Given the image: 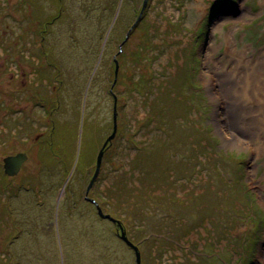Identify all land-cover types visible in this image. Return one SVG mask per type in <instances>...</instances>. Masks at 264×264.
<instances>
[{"label": "rangeland", "instance_id": "obj_1", "mask_svg": "<svg viewBox=\"0 0 264 264\" xmlns=\"http://www.w3.org/2000/svg\"><path fill=\"white\" fill-rule=\"evenodd\" d=\"M111 1L63 0L64 13L61 19L64 17V21L56 22L52 26V33L47 40L43 41L45 46L51 47L52 56L53 53L56 55L62 67L61 73L53 74V68H49V65L42 66L34 55L38 46L42 45L37 38L42 37V34L36 33L35 28L40 21H43V18L58 11L59 3L54 0H0V97L8 96L6 95L8 92L10 95L4 100L5 106L0 107L1 123H3L1 119L3 115L8 124L16 118H13L15 113L11 112L16 96L19 98L18 93H15L16 81L21 79L23 64L30 65L33 62L39 67H34L35 69L28 77L36 79H27V83L36 86L38 80L41 85L42 77L47 74L48 86L43 82V87L52 94L55 89L51 90V85L66 81V87L65 83L63 86L75 92L77 108L80 103L79 115L77 114L75 122L67 127L68 133L65 137L68 146L72 144V132L73 140L77 144L83 141V137H85L84 140H90L92 134L94 139H96L95 135L96 137L99 135L98 140L108 135L110 132L108 122L112 121L113 99L109 93L112 84L111 74L114 72L112 60L116 59L118 55L116 51L123 45L125 34L134 22L135 15L131 12V5L135 6V9L142 5L134 3L136 0H118L117 7L112 10L114 2ZM103 5L106 7L105 13H102ZM143 11L145 16L143 13L138 15L139 19L142 15L140 20L143 22L135 25L136 28L129 33L123 46L127 64L119 69L113 91L119 99L117 100L118 121L119 125L124 126L121 127L124 130L107 150L102 173H100L101 178L95 181L86 193L91 177L89 172L91 174L94 172L95 164L88 162L85 168L82 166V171L79 173L75 170L74 173L70 171L71 175L68 173L67 177H64L65 172L63 173V167L60 166L49 176L44 175L50 181L48 190L26 187L29 192L37 194V200L34 198L30 200L22 190L20 209L23 227L20 245L24 248L22 254H25V258H19L20 264H32L34 258L35 264L37 258L41 264H104V261L111 258L114 264H136L134 251L121 239L117 224L102 219L97 214L95 205L87 209L85 199L96 200L94 203L101 207L103 213L113 212L110 215L117 218H119L117 212L125 216L133 208L142 212V206L138 204L142 198H128L125 201V198L129 196L127 194L115 201V197L107 199L109 195L106 194L108 189H113L115 185L121 186V182V184L135 187L132 191L134 195H139L140 189L146 188L148 184H143L140 171L144 165H139L140 162L134 163L139 147L147 146L153 152L164 149L174 160L181 155L182 161L188 167L187 172L193 170L190 177L182 178L177 182L173 181L171 188L165 189L164 186L158 187L155 184H149V188H146V196L160 195L162 199L160 202H163L162 210L169 207L171 212H175L177 207L173 199L172 202L169 201V196L186 199L191 195L206 192V188L212 192L218 188L217 179L223 178L225 173L224 161L218 151L228 153L231 158L230 153L244 154L241 168L234 167L237 177H234L233 181H238V174L241 175L240 180L245 183L246 190L252 193L264 217V133L249 139V142L246 140L245 144L238 143L235 138L232 139L229 131L221 127L218 121V115H221L223 108L222 103L219 99L218 101L213 99L208 86L210 78H213L211 72L215 65L212 59L223 57L224 59L220 60L226 61V58L235 56L226 52V37L232 39V44L237 48H243L245 56L250 60L264 52V0H146ZM112 15L114 23L107 34ZM98 25L105 29V33L99 50L95 54L96 41L100 37ZM70 30L74 31L79 40L74 45L70 41L74 35ZM148 33H151L153 42L158 46L155 53L160 51L161 54L152 63L145 61L141 64L135 63V53L143 46L144 36ZM102 46L104 48L98 63L97 59ZM191 52L195 53L197 60L191 58ZM190 65L193 66L192 70L189 68ZM150 69L155 73V79L153 90L147 96L142 97L141 93L142 96L126 91V88L132 84V77L133 82L139 76L147 79ZM185 77L188 78V83L183 89H179L182 84L180 79ZM169 86L172 87L171 95L177 101L183 99V102L174 103L168 108L166 105L169 100L165 90ZM31 92L33 91L28 90L26 93ZM21 97H23L22 94ZM145 98L148 101L147 105L143 104ZM185 100H188V105L186 103L185 105L190 109L188 117L190 121L188 120L181 130L177 124L182 119L178 116L183 110ZM152 105L157 106L159 112L153 111ZM22 106L21 104V108ZM77 108L74 104L68 103L66 113L62 116L67 118L70 111L74 112L72 110ZM149 116L154 117L155 121L153 119L152 122H147L146 117ZM158 118L161 124L158 123ZM143 120L146 121V125L141 124ZM208 125L212 127L213 135L218 138L216 146L211 144L206 136L197 140L196 135L200 131L204 132V127ZM11 127L14 133L15 128L13 125ZM136 127L140 130L133 137L136 142L133 144L126 137V132ZM178 134L187 141H191L182 145L183 143L177 141ZM12 137L17 140L19 135H12ZM37 142L36 148L26 151L28 159L21 172V179L20 174L17 178L16 176L5 178L7 189L15 187L20 190L21 187L32 182L30 177H34L38 171L39 157L36 156V151L44 144L40 139ZM201 144L205 146V151L201 148ZM28 146L35 147L34 142H29ZM94 146L96 147L95 144ZM21 147H23L21 144H15L13 141V144L1 151L0 158ZM213 148H217V153H214ZM84 153L85 149L81 151L80 162L82 163ZM149 156L159 155L155 152L149 153ZM75 163L72 164V169ZM85 170L84 176L82 174ZM217 170H219L218 173ZM220 171H223V174ZM226 177L228 178L227 175ZM67 178H69L68 181ZM25 180L27 183H23ZM18 185L20 189L17 188ZM235 186L238 187V185ZM102 193L104 197H101ZM220 203L222 205H219ZM216 207L214 213L229 209V199L226 200V204L224 198L220 199ZM244 210L248 214L251 212L246 207ZM41 213L46 216H40ZM171 216L173 220L170 222L173 223H165V235H169V231L172 232L178 228L176 217ZM217 217H213L215 220L209 218L203 224L208 225L207 231L204 227H199L196 232H188L177 242H171L168 239L170 244L164 247H149L150 255L147 245L138 246L141 264H264V259L258 256L261 246L264 247V218L260 231L257 232L258 227H253L251 222H242V218H238V222L231 226L228 214ZM121 220L125 222V218ZM222 222L228 225L224 238H221L220 232L212 227ZM124 224L130 228L128 224ZM124 224L122 225L129 239L135 243L143 239V232H129ZM229 234L245 237V249L251 243L247 238L248 235H257L251 257L246 255L247 250L243 253L242 249L231 245ZM103 251L110 252L103 253ZM158 251H161V256L157 255Z\"/></svg>", "mask_w": 264, "mask_h": 264}, {"label": "trees", "instance_id": "obj_2", "mask_svg": "<svg viewBox=\"0 0 264 264\" xmlns=\"http://www.w3.org/2000/svg\"><path fill=\"white\" fill-rule=\"evenodd\" d=\"M54 1L59 3L60 8L58 9V11L57 10L54 11L55 13H52V15L43 18V21H40L38 26L35 28L36 33L42 34V37H40V36L37 37V35H36V37L40 40V43L42 45L38 46L37 50L34 52V55L38 59V63H42V64L46 65L47 67L49 65L50 66L49 68H53V74L61 73L62 67H61V64L59 63V59L56 58V55L53 53V56H52L53 51H52L51 47L45 46L43 41L47 40L48 36L52 33V30H53L52 26L55 25L56 22L60 23V22L64 21L63 20L64 17L61 19L62 14L64 13V6L62 4L63 0H54ZM111 2L112 3L114 2V5L112 7V10H113V8L117 7L118 0H115V1L112 0ZM144 2H145V0H136L134 3L142 4V5H140L139 8H136V9H135V6L131 5L132 6L131 12H132V14L134 13V15H135L134 16V22H136V21L138 22V23L136 22V24H135L136 26H137V24H140L143 22L140 20L142 15H141L140 19H139L138 15H140L139 13H143L145 16V11L142 10V8L144 6ZM105 10H106V7H105V5H103L102 13H105ZM112 18H113V15L111 16V24L109 23L110 27H109V24L107 26V28L109 27L108 31L106 32L107 34L110 31L112 24L114 23V20ZM98 20L101 21L100 18H98ZM134 22L131 24V26L134 24ZM131 26H130V28H131ZM136 26L133 27L129 31V33L130 32L132 33V30L135 29ZM97 29H98V34L100 35V37H98V40L96 41V48H95V52H94L95 54L99 50L103 34L105 33V29H103V27L100 28V26H99V28H97ZM70 31L73 32V34H74V31H72V30H70ZM107 34L104 37H107ZM152 35H153V33H152ZM127 38L128 37H126V34H125V38L123 39V45L117 49L116 53H118V55H117L116 59L114 58L112 60L114 72L111 74L112 84L109 88V93L113 99V101H112V121L108 122V127L110 128V132L108 133V135L104 139L98 140L99 135H97V137L95 135V138L98 140L97 141L96 139H94V135L92 134V138H90V140H84L85 137H83V141L81 143L78 142V144H77L73 140V132H72V144L69 145L71 147L68 146L67 140L65 137V135L68 133L67 127L69 124L74 123L75 117L77 116V114L79 115V113L81 111L79 109L80 103H79L78 108H77V98H76L75 92L74 91L71 92L70 89L64 88V86H63L64 83H65V87H66V81H64V76H62L63 81H64L63 83L60 82V83H54L53 85H51L52 87H55V90H54V93H52L53 96H51L49 109L53 110L56 107L55 108V114H54L55 115V121H54V125L48 126L47 130H45L39 138L40 141L43 142L44 144H42L36 151V156L39 157L37 174H35L34 177H30L32 180L31 183H29L25 187H21V193H22V190H24L25 194L29 193L28 195H26L27 198H29V196H33V198L36 199L37 194H33V193L29 192L28 191L29 189L26 187H30L32 189L35 188L36 190H39L40 188H47V190H48L50 187V181L44 175L46 174V176H49L51 173L55 172V169H57L60 166L63 167V170H62L63 173L65 172L64 177H67L66 175H68V173H70V171H71V173L72 172L74 173V170H75V172L79 173L80 171H82V166L85 168V165L88 162H92L95 164V167H94V172H95L96 164H97V156H98L100 150L103 149L102 150L103 154H102V158H101L100 170H99V173H98L95 181L97 182V180L101 178L100 173H102V167H103L104 160L106 159V156H107V150L112 145V143L115 141V139L116 140L118 139L119 133L122 134V131L124 130L121 128L124 126L122 124L119 125L120 122L118 121V111H117V106H118L117 100H119V99L113 90L116 87V83H117V79H118V75H119V69H121L122 66L127 64L126 57L124 55V49H123V46H124ZM144 39H145V42H144L143 46L139 49L138 52L135 53V57H136L135 63L141 64L143 61L152 63L157 59V56H159L161 54L160 51L155 53V51H157V49H158V46L153 42L151 33H148L146 36H144ZM70 41H71V44H73V45L76 42H79V40L75 36V34L72 35ZM103 48H104V46H102L101 52L98 56V59H97L98 63H99L100 58L102 56ZM191 58L197 60L194 52H191ZM116 62L118 63V70H117V73L115 75ZM30 64L34 66L33 62H31ZM147 66H149V65H147ZM189 68H191V70H192L193 66L190 65ZM94 70H93V72H94ZM148 75H149V77L147 79L146 78L143 79L142 77L139 76V78L137 80L134 79V82H133V77H132L131 78L132 84H130V86L126 88V91L132 92V94H139V95L141 93L143 96L142 95H140V96H142V97L147 96L149 94V92L153 90L155 73L153 71H151V69H150ZM187 81H188L187 77L181 78L180 83H182V84H181V87L179 86V89H183V87L188 83ZM47 86H48V83H47ZM41 87L43 89H45L43 87V84H42L38 87V89H36V91L40 90ZM166 88L167 89L165 90V94L169 100L168 104L166 105L168 108L171 105H173L174 103H177V102L182 103L183 102V99L181 101H177L175 99V97H173L171 95L172 94V92H171L172 87L171 86L166 87ZM44 94L49 95V96L52 95V94H49V91H46V90H44ZM86 94H87V91H86ZM6 95H8V96H5L3 98L0 97V103L3 106H5L4 100H6L10 96L9 92L6 93ZM40 96L43 97V94H40ZM185 101L186 102H184L183 110H182L180 116H178V118L180 117L182 119L177 124L178 126L181 127V130L183 129V125L186 126V124L188 123V120L190 121V119L188 118L189 113H190V109H189V107H187L185 105V103L188 105V103H187L188 100H185ZM147 102L148 101L145 98L143 104L147 105ZM68 103L74 104V107H76L77 109H73L72 111H74V112L70 111L69 116H67V118H65L62 115L66 113ZM114 103H116V113H117L116 114L117 115L116 116V122H117L116 124H117L118 132L116 131L114 138L111 139L110 141H108L107 144H105V141L108 139V137L113 132ZM83 105H84V101H83ZM84 107H85V105L83 106V109H84ZM151 108L153 111L159 112V108L157 106L152 105ZM11 110H13V109H11ZM74 113L76 114L75 116L73 115ZM27 117L28 116H25V118H27ZM36 117L37 116L34 115L33 118H36ZM153 119H154V117L153 118H151L150 116L146 117L147 122H150V121L152 122ZM146 121L143 120L141 122V124L146 125ZM154 121H155V119H154ZM157 121H158V123L161 124L159 118L157 119ZM23 124H24V127L26 128V129H24V133H25L26 137H30V136L34 137L39 132L37 129L30 128V127H33V125L30 122H24ZM53 126H54V128H53ZM204 129H205L204 132L200 131L196 135L197 140H199L203 136H206L207 139L210 141V143L216 146V142H217L218 138L213 135L212 127L208 125V126H205ZM88 130L91 132L89 127H88ZM139 130H140V128L136 127V128H134V130H131L130 132L129 131L126 132V137H128V140L131 141L133 144H136V142H134L133 137L139 132ZM2 131L3 130L0 131V138L3 137L7 141H16V142H20V143L25 142V141L19 140L18 138H16L17 140L13 139L12 135L15 136L18 134H17V131H15L13 133L11 131V127H10L9 131L5 134L1 133ZM183 132H185V130ZM58 138L60 140H57ZM177 141L183 143L182 145H184L185 142H189L191 140L187 141L183 136L178 134L177 135ZM96 142H98L97 144H99V147H97ZM94 144L96 145V147L94 146ZM37 145H38V142L35 141L34 146L36 147ZM119 147H120V145H119ZM201 148L203 149V151L206 150V148L203 144H201ZM83 149H85V153H84V159H83L84 162L82 163V162H80V156H81V151ZM147 149H148L147 146H145V148L139 147L136 158L134 159L135 160L134 163L140 162L139 165L140 164L144 165V168L141 169L140 171H141L142 177H143L142 178L143 184H146V183L148 184L146 186V188H149V184H155L158 187L164 186L165 189H167L169 187L171 188V183L173 181L177 182L178 180H180L182 178L190 177L192 175L193 170H190L187 172L188 167L182 161L183 157L181 155L178 156V158L176 160H174L169 154H167L164 151V149H157L155 152L159 156H157V157L152 156L151 157V156H149V153H155V152H153L149 149L147 150ZM213 150H214V153H217V148H213ZM26 151H28V150H24L25 153H26ZM177 152H179V151H177ZM218 152H219V155L222 157L221 159L224 161V171H225L224 177L217 179V183L219 185L218 188H215L214 192H212L210 189L206 188V190H207L206 192L199 194V195H194V196L191 195L190 197H188L186 199L176 198L173 195H172V197L169 196V201L172 202V199H173L174 205L177 207L175 212H171L169 207L167 209L164 208L162 210L161 203L163 204V202H160L162 200V199H160V195L149 194L148 196H146V194H147L146 188H141L139 195H134L132 193V191L135 189V187H130L129 185L121 184L122 182L120 183L121 186L115 185L113 189H108L106 194L109 195V197H107V199L109 198V200H110V198L114 199V197H115L114 200L117 201L118 198H120L124 195L126 196L127 194L129 196H127L125 198V201H127L128 198H133V199L142 198V200L138 202V204L142 206V209H141L142 212L133 208V209H131L130 212H128V214H125V216H122L120 212H117V216L119 218L111 215L115 219H118L119 221H121L122 224H124V223L128 224L130 226V228L128 226H126L125 224H124V226L128 229L129 232L130 231H133V232L139 231L140 233L143 232L142 233L143 239H141V240L139 239L140 241L138 240L136 243L130 239L131 242H133L134 244H136L139 247L143 246V245H147L148 246L147 250H148V253L150 255V248L149 247H151V246L153 248H158L160 246L164 247L165 245L170 244L168 239L171 242H177L178 240H181L182 238H184L188 232H190V231L196 232L199 229V227H204V229L207 231L208 225L207 226L203 225L207 221V219L213 218L215 216L217 217L218 215H221L223 217V215H225V214L226 215L228 214V220L231 223L230 224L231 226L235 225L233 223L238 222L237 221L238 218L239 219L242 218L244 220V221L242 220V222H246V223L251 222L253 227L256 226L259 228L258 231L257 230H254V231H257V232L260 231L261 222L263 221V218H264L263 212L258 207L257 203H255V199H254L252 193L249 190H246V187L244 185L245 183L242 180H240L241 175L238 174V177H239V179L237 178L238 181H236V182L233 181V178L237 177L235 170H234V167L238 166L241 168V164H242L243 159H244V154L237 155V154L230 153L232 155V158H231L228 156V153H225L224 151H218ZM175 153H176V150H175ZM7 155H10V154H7ZM73 163H75V165L72 169L71 167H72ZM193 166H195V165H193ZM62 171H61V173H62ZM94 172L92 174H91V172H89V177L90 176L91 177L89 178L88 184L90 183V180L92 179V177L94 175ZM218 172H219V170H217V173ZM71 173H70V175H71ZM85 173H86V170L82 175H84ZM220 173L223 174V171H220ZM99 174H100V176H99ZM226 175L228 176V178L226 177ZM9 176H11V175H9ZM68 180H69V178H67V181ZM95 181L93 182V184L95 183ZM41 182H43V183L40 184ZM23 183H27V181L25 180ZM235 185H238V187H236ZM190 193L192 194V192H190ZM218 193H221V195H218ZM140 195H142L143 197ZM101 197H104L103 193L101 194ZM222 198H224L225 204H226V200L229 199L230 208L227 209L228 211L225 210L224 212L221 211V213H214L213 211L215 210V208H217L216 207L217 201H219ZM26 200H28V199H26ZM85 200H86L85 206L87 207V209L89 208V206H94V205L96 208V204L94 202H92L91 200H88V198ZM129 204H131V203H129ZM219 205H222V204L220 203ZM244 207H246L248 209V211H251L250 214H248L245 210L243 211ZM153 209H155V210L153 211ZM96 211H97V208H96ZM110 214H113V212ZM47 215H52V214H47ZM171 215L176 217V221L178 222L176 226L178 228L175 231H172V232L169 231V235L168 234L165 235V229H164L165 223H169V224L173 223V222H170L171 220H173L171 218L172 217ZM40 216H46V215L41 213ZM101 218L106 219L103 217H101ZM120 218L121 219L125 218V222L123 220H121ZM223 222L221 224H217L216 226L210 225L220 232L221 238L225 237V232H226V229L228 228V225H225ZM220 228H222V230ZM250 235L251 234H249L247 237V238H249V241L251 242L250 246H249L250 248L248 247L249 249L248 248L245 249L246 248V242L244 241V240H246L245 237L244 238H241L239 236L236 237L232 234H229V237L231 240V245H234V247H238V248L242 249L243 253L247 250L246 255H249L251 257L252 251L254 250V246L256 243L257 235L256 236H250ZM22 249H24V248L21 247V258H25V254H22ZM105 252L109 253L110 251H105ZM105 252L103 251V253H105ZM35 253L38 257L37 251ZM231 253H232V251L230 250V254ZM101 254H102V252H101ZM157 255L161 256V251H158ZM152 258H154V257L152 256ZM197 258H200V257H197ZM149 260H150V258H149ZM19 262H20V260H19ZM32 264H35V258L33 259ZM36 264H41L40 260L38 258L36 260ZM104 264H114L113 258H111L107 261H104Z\"/></svg>", "mask_w": 264, "mask_h": 264}, {"label": "bare ground", "instance_id": "obj_3", "mask_svg": "<svg viewBox=\"0 0 264 264\" xmlns=\"http://www.w3.org/2000/svg\"><path fill=\"white\" fill-rule=\"evenodd\" d=\"M225 40L226 52L235 56L226 61L220 60L223 57L212 59L215 65L208 86L213 99L222 103L219 124L229 131L232 139L245 144L264 133V52L250 60L243 48L232 44V39ZM258 256L264 259L263 246Z\"/></svg>", "mask_w": 264, "mask_h": 264}, {"label": "flooded vegetation", "instance_id": "obj_4", "mask_svg": "<svg viewBox=\"0 0 264 264\" xmlns=\"http://www.w3.org/2000/svg\"><path fill=\"white\" fill-rule=\"evenodd\" d=\"M23 65H24L23 66L24 68L22 67L23 73L20 81L19 79H17V87L15 90V93H18L19 98H17L16 96V99L14 100V104H13V110H11V112L15 113V116L13 118L15 117L16 118L12 121V123L10 122L8 124L6 123L5 117L3 115L1 118L3 119V123L0 122L1 130H3L1 133L3 134L7 133L11 125H13L15 131H17V134L19 135L18 139L19 140L21 139V141H25L24 143L15 141V144H21L23 147L17 149L14 152L9 153L10 155H14L17 152H24V150H30L32 148L33 149L36 148V147L28 146V143L39 140L40 136L43 134L45 130H47L48 126L54 125V121H55L54 112L52 109H49L51 96H53V94L50 96L45 95L44 89L42 87L40 90L36 91V89H38V87L40 86L38 80H37L38 84L36 86H33L32 84L26 82L27 79L28 80L36 79V78L29 79L28 76L31 74V71L35 69L34 67L38 68L39 66L38 65L33 66L31 64L30 65L23 64ZM42 66L45 67L46 65L42 64ZM46 76L47 74L45 75V78L42 77V80L47 84L48 80H46ZM50 89L54 90L55 87L51 86ZM28 90H31L33 92L26 93ZM21 94L23 97H21ZM40 94H43V97H41ZM21 104L23 105L22 108H21ZM0 107H3L1 103H0ZM34 115H36L37 117L33 118ZM25 116L28 117L25 118ZM24 122H30L33 125V127L30 128L37 129L39 132L34 137L33 136L26 137L24 133V129H26L23 124ZM0 141H1L0 154L1 151L4 150V148H7L11 144H13V141H7L3 137L0 138ZM4 157L0 158V264H20L19 262V258H21L20 235L23 227L21 209H20V204H21L20 200L22 199V193L19 185L17 186V188L20 190H17L15 187L10 190L7 189L5 178L7 176L9 178L16 176L17 178L20 174V179H21V172L27 160L23 162V164L21 165V168L19 170L20 173H18L17 175L9 176L5 172L4 161H3ZM11 192L12 195L10 194ZM28 194L29 193H27V195ZM29 198L30 200H32L33 196H29Z\"/></svg>", "mask_w": 264, "mask_h": 264}, {"label": "water", "instance_id": "obj_5", "mask_svg": "<svg viewBox=\"0 0 264 264\" xmlns=\"http://www.w3.org/2000/svg\"><path fill=\"white\" fill-rule=\"evenodd\" d=\"M145 3H146V0L144 2V6L142 8V10L144 9L145 7ZM141 14V13H140ZM137 22V21H136ZM136 22H134V24L131 26V28H129V30L127 31V34H126V37H128L129 35V31L135 26ZM106 39V37H105ZM117 70H118V63L116 62V69H115V75L117 73ZM116 103H114V115H113V118H114V125H113V132L111 133V135L108 137V139L105 141V144L108 143V141H110L111 139L114 138L115 134H116V131H117V122H116ZM103 149L100 150L98 156H97V164H96V169H95V172H94V175L88 185V188L86 190V193H88L89 189L91 188V186L93 185V182L95 181L98 173H99V170H100V165H101V158H102V152ZM27 160V155L26 153L24 152H19L17 154H14V155H8L6 156L3 161H4V167H5V172L8 174V175H16L20 168H21V165L23 164V162H25ZM92 202H95L94 200H91ZM97 207V211H98V214L99 216L103 217V218H106L110 221H112L113 223H116L118 228H119V231H120V237L121 239L130 247L133 249L134 251V255H135V261H136V264H141V255H140V251H139V248L136 244H134L133 242H131V240L128 238L127 234H126V230L124 229L121 221H119L118 219H115L114 217H112L110 214L108 213H103L101 207L99 205H96Z\"/></svg>", "mask_w": 264, "mask_h": 264}]
</instances>
